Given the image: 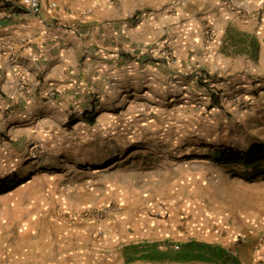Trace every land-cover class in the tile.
Masks as SVG:
<instances>
[{"label":"rangeland","instance_id":"374dc122","mask_svg":"<svg viewBox=\"0 0 264 264\" xmlns=\"http://www.w3.org/2000/svg\"><path fill=\"white\" fill-rule=\"evenodd\" d=\"M189 1L137 0V12L125 17L213 6ZM220 3L258 18L261 44L233 31L218 69L98 94L104 107L93 124L88 111L79 121L80 111L59 109L39 139L0 149V181L15 185L0 190V264H70L68 255L79 251L90 264H108L118 250L103 242L123 234L174 251L193 239L230 251L228 262L208 264H264V160L215 159L217 151L264 149V0L245 12ZM112 101L118 106L106 108Z\"/></svg>","mask_w":264,"mask_h":264},{"label":"crops","instance_id":"0c3cea01","mask_svg":"<svg viewBox=\"0 0 264 264\" xmlns=\"http://www.w3.org/2000/svg\"><path fill=\"white\" fill-rule=\"evenodd\" d=\"M135 1L43 0L41 13L30 15L23 12L18 0H0V149L5 154L10 149L7 141L39 139L46 121L52 127L56 124L59 109L80 111L79 121L88 111L85 120L92 124L90 119H96L105 100L103 96L100 105L98 94L124 93L141 82L149 86L151 79L162 75L183 78L192 68L218 69V58L222 63L228 61L223 53L230 47L233 31L239 39L256 35L261 44L253 26L258 18H241L221 0H212L211 8L192 4L176 8L170 15L172 6L128 19V14L138 10ZM230 1L244 12L258 3ZM262 15L264 25V12ZM210 30L215 34L212 37ZM162 46L173 51L172 61L166 63L159 57ZM112 102L106 108L118 106ZM82 230L84 238L87 228ZM125 236L103 242L102 247L107 248L115 241L118 250L108 264H208L171 261L165 257L171 250L166 243L126 242L129 236ZM156 254L164 256L153 257ZM68 257L70 264L91 263V256L83 251ZM92 264L103 263L96 259Z\"/></svg>","mask_w":264,"mask_h":264},{"label":"trees","instance_id":"16d2710c","mask_svg":"<svg viewBox=\"0 0 264 264\" xmlns=\"http://www.w3.org/2000/svg\"><path fill=\"white\" fill-rule=\"evenodd\" d=\"M94 116L90 119V122L94 123ZM215 159L222 164L244 162L249 166L264 160V149L256 148L249 153L239 154L229 151H217L215 153ZM15 186L14 183L10 184L9 181H0V190H7ZM153 246H158L154 244ZM179 246V251H174L175 247H170L171 250L165 255L171 261L178 262H206V263H218L228 262L232 259L230 251L222 245H216L198 240H190L182 243ZM164 256L163 254H156L153 257L158 258ZM152 257V258H153Z\"/></svg>","mask_w":264,"mask_h":264},{"label":"built area","instance_id":"2783aa9c","mask_svg":"<svg viewBox=\"0 0 264 264\" xmlns=\"http://www.w3.org/2000/svg\"><path fill=\"white\" fill-rule=\"evenodd\" d=\"M23 12L30 15H39L42 10V1L43 0H18ZM52 7L56 6V3L51 4ZM159 57L166 59L167 61H172L174 59L173 51L168 49H163L159 52ZM179 248V246H176Z\"/></svg>","mask_w":264,"mask_h":264}]
</instances>
